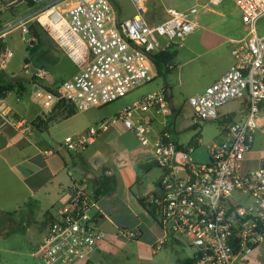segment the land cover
<instances>
[{
  "label": "built area",
  "instance_id": "obj_1",
  "mask_svg": "<svg viewBox=\"0 0 264 264\" xmlns=\"http://www.w3.org/2000/svg\"><path fill=\"white\" fill-rule=\"evenodd\" d=\"M42 1L34 0L36 4ZM131 1L136 12L121 22L110 0H55L36 10L32 19L49 30L59 46L74 53L78 66L76 74L53 87L45 69L32 70L31 63H25L24 73L31 79L30 96L41 116H51L60 104L87 111L125 97L157 76L151 53L165 50L198 27V5L186 10L167 8V18L151 24L146 18V0ZM233 1L247 29L232 49L234 64L189 99L196 123L219 118L227 122L209 147L207 164L195 163L193 146L179 148L166 129L152 138V119L147 113L169 114L165 88L63 142L67 151L79 153L121 122L141 145L152 146L150 162L163 172L157 190L147 200L162 230L154 249L158 251L168 241L184 243L193 248L195 264H237L264 239V165L243 172L245 153L255 141L264 102V34L258 31L264 0ZM29 22L20 17L2 24L0 38L6 41L12 30L21 29L23 41L33 47L38 40L29 35ZM12 56L6 42L0 68ZM44 80L48 86L41 83ZM231 101L240 102V118L220 115L219 108ZM136 114L141 116L136 118ZM50 218L48 231L33 253L39 264L86 263L106 239L98 226L97 199L87 179L73 182L65 200L51 209ZM128 234L136 236L133 231Z\"/></svg>",
  "mask_w": 264,
  "mask_h": 264
},
{
  "label": "crops",
  "instance_id": "obj_2",
  "mask_svg": "<svg viewBox=\"0 0 264 264\" xmlns=\"http://www.w3.org/2000/svg\"><path fill=\"white\" fill-rule=\"evenodd\" d=\"M195 2L192 6L198 5V14L209 11L218 16H228L232 23L237 22L238 18L243 28L236 35L227 36L225 39L224 42L231 45L229 55L221 54L207 60L203 58L206 52L203 51L186 61H199L200 72L196 77H201L204 72L207 74L205 83L191 96L203 92L234 64L232 49L247 34L246 26L241 21L239 9L233 0H221L218 3H213L211 0H195ZM198 14L196 31L201 27ZM148 22L156 24L161 21ZM230 22L227 25L231 27ZM160 40L162 43L165 42L164 38ZM47 42L51 49L56 50L58 43L54 38H47ZM176 45L181 47L178 41ZM48 52L52 57L51 51ZM26 59L25 57L24 60ZM23 77L25 82L20 78L16 79L13 74L10 76L0 72V84L14 86L0 96V211L15 214L20 209L40 210L44 203H50L54 199L60 204L65 200L75 180H91L76 172V165H80L93 173L95 178L102 173L113 176L116 187L114 192L97 199L100 218L98 226L106 233V239L91 255L89 261L78 264H109L105 260L112 258L130 260L131 256L139 259L144 251L153 264L156 263L157 256L163 264H179L184 260L179 255L174 242H166L158 251L154 249V244L162 235V230L148 209L147 200L157 190L163 172L159 166L150 162L152 146L141 145L133 132L126 129L123 123L117 122L83 151L79 153L67 151L63 142L67 136H71L70 132L74 135L82 133L92 125L109 120L114 114L74 121L78 113L71 115V111L75 112V110L63 106L45 118L41 116L40 107L31 99L30 76L24 73ZM163 88L166 90L170 88L173 96V87L168 81L159 90ZM129 106L126 105L124 108ZM147 115L152 119V138H155L167 128L160 127L163 123L160 117L164 115L155 114L154 111H150ZM139 116L141 114L135 115L136 118ZM258 123L259 130L255 141L251 149L245 153L243 172L257 170L264 165V102ZM172 137L174 141L185 147L189 146L194 138L180 142L174 134ZM154 167L161 170V176L155 181L149 180L145 183L143 176L148 177ZM90 184L92 185L91 181ZM54 206L56 205L50 204L45 234L51 219L50 211ZM131 231L136 233L135 237H129L128 233ZM7 233L5 231L0 234L7 236ZM237 264H264V239L251 254L239 258Z\"/></svg>",
  "mask_w": 264,
  "mask_h": 264
},
{
  "label": "rangeland",
  "instance_id": "obj_3",
  "mask_svg": "<svg viewBox=\"0 0 264 264\" xmlns=\"http://www.w3.org/2000/svg\"><path fill=\"white\" fill-rule=\"evenodd\" d=\"M54 1L43 0L34 7H29L25 0H0V26L20 17H26V19H30V22H33L35 19L32 18L36 10ZM116 1L119 10H121L122 18L131 17L136 12L131 0ZM228 2L230 4V1ZM195 3V0H146V18L148 21H163L167 18V8L186 10ZM236 20L237 22L233 21L232 23L228 16H218L209 11L200 12L198 22L201 27L183 39H178L169 44V47L174 46L177 56L174 60L175 68L170 70L166 77L156 76L153 81L136 88L125 97L100 109L93 108L88 112L76 111L78 114L74 121L115 115L124 106H131L133 102L141 100L144 96L159 91V88L167 84L168 81L169 85L173 87L174 111L170 109L168 115L160 117V120L163 121L160 127H167L180 142H186L193 137L200 139V142L193 146L194 151L191 153V157L199 165L207 164L209 162L208 149L227 125V122L222 118L207 120L203 124L194 121L195 113L189 99L205 83L207 74L204 72L201 77H196L200 72L198 70L200 67L199 61H186L196 53L203 51H206L203 58L207 60L221 54L229 55L231 45L224 42L225 39L227 36L236 35L243 28L241 23L239 24L238 18ZM229 22L231 27L227 25ZM44 30L43 45L33 53L27 50L26 42L22 39V30H12L6 38L8 46L13 50V56L7 62L6 68L3 67L0 72L2 71L10 76L13 74L16 79L20 78L25 82L23 68L26 57L30 60L32 70L41 67L47 71L53 80V87L76 74L78 66L73 60L71 52L62 49L59 45L56 46V50L51 49L47 42V38H50L51 35L48 32L49 30ZM258 31L260 34H264V17L259 21ZM24 36L27 37L26 34ZM177 41L181 44V47L176 45ZM48 50L51 51L52 57H50ZM41 83L47 84L48 82L44 80ZM239 108V101H231L220 107L218 111L220 115L229 113L231 116L240 118L242 115L238 111ZM44 133L46 134L47 130ZM70 135H74L73 132H70ZM160 176L161 170L154 167L148 177L143 176V181L145 183L149 180L155 181ZM50 204L58 205L57 199L52 200L50 203H44L40 210L20 209L15 214L0 211V233L8 232L7 236L0 234L2 236L0 237V264H39V258L35 257L33 253L47 230ZM177 248L183 259L194 255L193 248L184 243L177 245ZM155 258L156 263L154 264H163L158 256ZM105 261L109 264H153L145 251L142 252L139 259L131 256L130 260L112 258Z\"/></svg>",
  "mask_w": 264,
  "mask_h": 264
},
{
  "label": "trees",
  "instance_id": "obj_4",
  "mask_svg": "<svg viewBox=\"0 0 264 264\" xmlns=\"http://www.w3.org/2000/svg\"><path fill=\"white\" fill-rule=\"evenodd\" d=\"M25 1L29 7H34L36 5L34 0H25ZM110 1L112 2V4L114 5V7L117 10L118 21L121 22L122 20H124V18L121 17L122 16L121 10H119L117 1L116 0H110ZM27 27H28L29 35L35 36L38 40L37 43L33 47H27V50L30 51V53H33L34 51H37L43 45V41H44L43 40V33L45 32V30L37 21L29 22ZM5 46H6L5 39L0 38V54L4 50ZM167 48L165 50L155 51V52L150 54V58H151V61L153 62L154 66H155L157 76L166 77L167 73L170 71V68L174 67V60L176 58L177 53L174 51V46H170L168 49ZM29 62H30V60L27 58L25 60V63H29ZM13 87L14 86L12 84H6V85L0 84V96L3 95L4 91H9ZM63 106H66V105L60 104L58 106V108L63 107ZM75 113H76V111L75 112L71 111L70 114L73 115ZM166 130L169 131L168 128H166ZM196 140L197 139L193 138L190 145L187 147L178 144L176 141H175V143L179 146V148H188L190 146H196V143H197ZM151 164H153V163H151ZM90 181L92 183L94 195H95L96 199H98L100 196L108 195V194L114 192L115 187H116L115 178L113 176L107 175L105 173H102L101 175H99L98 177H96L95 179L90 180ZM147 206H148V204H147ZM148 209L150 210V208H148ZM150 212L152 213L151 210H150ZM50 221H51V219H50ZM49 224H50V222H49ZM179 264H195L194 258H192V257L186 258V259L180 261Z\"/></svg>",
  "mask_w": 264,
  "mask_h": 264
},
{
  "label": "water",
  "instance_id": "obj_5",
  "mask_svg": "<svg viewBox=\"0 0 264 264\" xmlns=\"http://www.w3.org/2000/svg\"><path fill=\"white\" fill-rule=\"evenodd\" d=\"M167 100H168L170 109L174 111V104H173L172 94H171L170 88L167 90ZM200 123L203 124L204 121H201ZM75 170L81 176L87 177L88 179H91V180L95 179V175L93 173L88 172L86 169H84L80 165H76ZM0 237H2V236H0Z\"/></svg>",
  "mask_w": 264,
  "mask_h": 264
},
{
  "label": "bare ground",
  "instance_id": "obj_6",
  "mask_svg": "<svg viewBox=\"0 0 264 264\" xmlns=\"http://www.w3.org/2000/svg\"><path fill=\"white\" fill-rule=\"evenodd\" d=\"M74 54V53H73ZM73 54H71V55H73Z\"/></svg>",
  "mask_w": 264,
  "mask_h": 264
}]
</instances>
